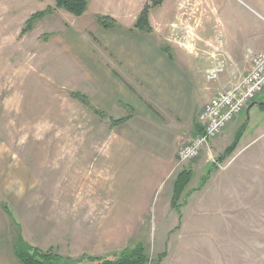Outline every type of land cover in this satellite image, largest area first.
Masks as SVG:
<instances>
[{
	"label": "rangeland",
	"instance_id": "1",
	"mask_svg": "<svg viewBox=\"0 0 264 264\" xmlns=\"http://www.w3.org/2000/svg\"><path fill=\"white\" fill-rule=\"evenodd\" d=\"M137 1L133 5V0H89L87 13L76 16L59 7L57 0H0V198L7 199L13 207L15 214L10 220L14 233L17 232L15 223L19 221L32 241L35 238L43 242L46 238L50 242L48 235H44L45 224L52 225L53 240V234L64 223L68 241L63 256L82 262L107 255L118 259L125 249L130 250L129 253L136 252L137 244H143V254L147 257L144 264H264V144L251 154L240 171L239 165L248 158L247 153L229 168L228 173L238 172L246 181V187L237 193L240 196L225 197L226 203L235 204L218 208L221 195L216 186L220 177L207 178L206 181L211 179V182L204 202L200 206L195 204V209L187 212L184 235L177 245L178 234L165 235V240H161L159 233L164 225L158 224L156 228L151 221L140 231V237L113 247L106 245L111 234L107 235L103 228L107 224V213L101 212L105 204L101 203L102 198H93L92 192L94 189L113 190L114 177L119 180L117 171L113 174L107 170L108 143L124 135L116 129L118 124L114 125L112 119L122 118L131 110L120 101L122 105L118 108L99 109L101 113H98L92 102L94 96L103 86L105 95L99 91L97 97H108L112 95L108 94L110 89L118 90L113 81H124L132 95L142 99L143 105L146 100L153 104L159 96L154 86L156 81H180L174 64L162 60L159 52L143 46V41L130 36V32L150 38L151 42L168 50L171 57L176 38L171 34L179 29L178 22H174L175 12L186 14L191 29L201 40L205 34L203 8L191 0H164L149 11L152 31L139 30L135 27L136 13L151 0L145 4ZM38 12L43 14L24 32L29 20ZM95 13L115 17L118 20V25L113 27L115 30L111 32L98 23ZM166 29L171 31L169 38L161 36V32L157 35V31L163 30L166 35ZM183 30L187 34L188 25ZM111 44L114 48H123L129 61L130 58L143 59L140 69L134 67L141 75L124 65ZM133 48L136 50L131 54ZM251 54L257 53L250 51L245 56L250 65ZM181 58L180 54L178 59L172 60L179 68L190 69L192 65L203 72L204 63L200 58L189 57L188 64ZM238 64L244 66L245 62ZM205 75L207 77V73ZM193 77L190 71V78ZM143 81L153 84L146 85ZM77 92L87 95L89 101L74 97L73 93ZM118 96L133 104L136 102L122 91H118ZM259 100L263 101L264 96ZM108 102L115 99L109 98ZM257 112L254 107L240 146L254 134L264 132V112ZM246 117L247 113L243 112L227 125L224 131L231 126L225 134H229L228 138L230 134L233 136L223 139L222 144L227 141L230 148L240 138L247 126L249 117ZM137 122L140 124L130 134L138 140L132 139L133 148L138 152L145 147L162 155L164 148L167 154L175 144L177 133L166 131L168 125L157 124L156 129L141 114ZM262 138L264 136L257 141ZM217 148L215 146L214 150ZM236 151L237 146L217 162L218 169L228 167ZM215 162L216 159L214 167ZM210 168L204 173H195V186L204 184ZM156 172L157 169L151 170V175ZM14 176L22 181L13 182ZM115 189L122 190L120 185ZM56 237L60 238L59 233ZM51 250L56 252L54 248Z\"/></svg>",
	"mask_w": 264,
	"mask_h": 264
},
{
	"label": "crops",
	"instance_id": "2",
	"mask_svg": "<svg viewBox=\"0 0 264 264\" xmlns=\"http://www.w3.org/2000/svg\"><path fill=\"white\" fill-rule=\"evenodd\" d=\"M140 1H143L145 4L149 0ZM191 1L194 5L198 4L203 8L205 34L202 36L203 39L201 40L191 29L192 25L191 22H188L189 19L186 18V14L182 11L175 12L174 22H178L177 25L179 29L176 33L171 34L176 37L172 45L173 57H171L168 50L151 42L150 38H146L140 33L135 34L130 32V36L139 38L143 41V46L155 52H159L162 60H166L168 64H174V72L179 74L180 81H156L154 86H156L159 96L157 97L156 103L153 104L146 100L147 103L143 105L142 99L138 96L136 99L132 95V92L125 86L126 84L124 81H113L118 90L112 91V89H110L108 94L112 95L106 96L105 98L97 97L99 91L103 96L105 95L103 86L100 87V90H98L92 101L94 105L96 104V108L102 111L118 108L119 105H122L120 101H124L123 106L130 107L131 110V113H125V115L122 116L127 117V120L116 126V129L124 132L122 138L115 139L114 141L116 143L114 145V141L108 143V145H110V158L107 162V170L109 173L113 174L117 171V174L120 175L119 180L116 181L117 177H114L113 190L102 192L94 189V192H92L93 198H102L101 203L105 204L101 212L107 213L105 218L107 224H104L103 228L107 231V235L111 234V239L110 241H106V245L113 247L122 244L124 241L127 243V241L135 239V236L140 237L142 234L140 231L145 229L146 225L151 222L156 228L158 224L164 225L159 233V238L161 240H165V235L167 236L169 234L173 237L178 234L175 239L178 240L176 243L177 245L184 235L183 230L186 228L187 212L192 209L194 210L195 204L200 206V203L204 202V194L211 182L210 179L205 181L200 187L195 186L193 184V176H195V173H204L208 167H211L208 177L210 178L215 175L220 177L216 186L221 195L218 208L222 206L225 207L229 204H235L236 202L226 203L225 197L228 195L235 199L240 196L241 194L237 195V193L242 190V188L244 189L246 187V181L245 179L243 181V178L238 172L236 174L228 173L229 168L240 156L247 153L248 158L241 160V164L239 165L238 171H240L244 167L246 161L248 160L249 162L250 156L264 144L263 138L257 141L264 136V132L257 136L254 134L250 140H247L241 146L239 144L250 123L252 109L256 107L258 112H264V100H259L261 96H264L263 93L257 99V102H263V104L253 106L249 114H247V117H249L246 122L247 126L244 128V132L241 133L240 138L236 139L235 143L238 151L235 152V159L231 161L228 167L224 170L218 169L217 161L230 146V144H226L227 141L224 142V144H222V141L226 137L227 139L232 138L233 134H230V138H228L229 134H225L231 125L225 131L223 130V136L221 135L219 138L216 137L217 139L212 141L209 146L205 147L198 158L186 163H179L177 157L179 148L183 144L189 142L201 131L199 126V115L206 103L212 97L224 91L228 87V82L235 77V75L243 73L250 68V64H247L248 62H246L245 59V56L247 54L249 55L250 51L254 53H264V0ZM132 3L134 5L138 3V1L133 0ZM143 6L138 8L136 19ZM186 25H188L189 28L187 34H185L183 30L186 28ZM167 28H169V26ZM108 30L113 32L115 29L111 27L108 28ZM159 32H161V36L165 38L171 36V31L167 29L166 35L165 30L156 32L157 35L160 36ZM181 33H183V36ZM198 38H200L201 41H199ZM202 41L204 42L202 43ZM170 42H172V37ZM110 46L111 49L123 59L124 65H126L127 68L129 66L131 70L137 71L135 68L140 69L143 65V59L135 58L132 60L130 58L129 61L123 52V48H114L112 44ZM209 46H212V48H209ZM135 50L136 49L133 48L131 54ZM177 53L178 56L181 54V61L183 60L186 64L190 61L189 57L200 58L204 63L203 72L198 70L197 67H192V65L189 66L190 69L179 68L177 64L172 61L175 58L178 59ZM220 61H223L226 66L218 74L216 79H208L205 75L206 71L219 65ZM240 62H245V65H239L238 63ZM190 71L193 72L194 77L192 79L190 78ZM137 72L140 74L139 71ZM143 83L146 85L153 84L152 82L149 83V81H143ZM133 90H135V88ZM118 91H122L129 97L132 96V101L135 100L136 102L133 104V102L128 101V99L125 100L118 96ZM109 98H114L115 102L107 103ZM136 105H138L139 108H137ZM244 112L247 113V110ZM140 114L151 124L153 123L156 129H158L157 124H159L161 127L163 125H168V130L166 129L168 132H173V130H175V133H177L176 142L167 154H165L166 149L164 148L162 155L151 152L149 148L146 149L145 147L140 152L133 148L135 145L133 140H138L132 137L130 132L135 130L140 124L137 122ZM260 118L261 116L259 115L257 120ZM166 119L168 122H166ZM238 131L239 130H237V132ZM215 146L218 147L217 150H214ZM144 154L146 155L144 156ZM215 159L216 165L214 167L212 164H214L213 162ZM212 166L214 168H212ZM155 169H157V172L151 175V170L155 172ZM184 169L191 170L192 175L190 182L183 192L186 200H180V207L178 210L173 206L174 185L178 174ZM12 181L17 183L22 180H20V177L14 176ZM117 185H120L122 190L117 191L115 189ZM1 198L0 264H21L15 252V246L21 236L32 246L42 250L54 248L59 254H66L63 249L67 247L68 233H66L64 223L60 224V229L53 234V237L55 236L53 240L51 239L52 225L50 226L46 223L44 235L45 237L48 235V240L50 242H47L46 238L43 242H38L32 237L34 242L27 236L26 230L19 221L15 223L17 232L14 233V227L10 220L12 218L11 216L15 214L12 209L13 207H11L7 199ZM171 220L172 224L169 225ZM58 233L60 238L56 237ZM106 234L105 236H107ZM171 237L168 240H170ZM209 239L210 238L207 240ZM167 249L169 252L171 251V248ZM106 258L114 259L115 257L107 255Z\"/></svg>",
	"mask_w": 264,
	"mask_h": 264
},
{
	"label": "built area",
	"instance_id": "3",
	"mask_svg": "<svg viewBox=\"0 0 264 264\" xmlns=\"http://www.w3.org/2000/svg\"><path fill=\"white\" fill-rule=\"evenodd\" d=\"M251 65L244 75L233 77L228 87L212 97L199 115L200 133L178 151L179 163L200 156L211 140L218 137L227 125L242 114L264 93V53L251 54ZM224 62L207 70L208 79H216Z\"/></svg>",
	"mask_w": 264,
	"mask_h": 264
},
{
	"label": "trees",
	"instance_id": "4",
	"mask_svg": "<svg viewBox=\"0 0 264 264\" xmlns=\"http://www.w3.org/2000/svg\"><path fill=\"white\" fill-rule=\"evenodd\" d=\"M164 0H151L146 3L141 13L138 15L135 27L139 30L151 32L152 26L150 25L149 11L152 7L162 4ZM57 5L59 7H64L69 12L76 16L83 15L89 7V0H57ZM43 13L38 12L32 16L28 22V27L24 29L29 30L33 27V21L40 17ZM96 20L106 29L118 25V20L111 16L105 14H97ZM74 97L83 99L84 102L89 101L87 95L81 93H73ZM98 113H101L99 109H95ZM113 124H121L127 117H122L119 119H112ZM236 147L234 143L230 148H228L224 155H222L219 160L226 158L232 150ZM192 171L188 169L182 170L175 181L174 185V194H173V206L179 210L180 200H184L183 192L191 180ZM208 176L204 179L203 182L207 180ZM136 252L129 253L130 250L125 249L123 254H121L118 259H109L101 257H91V262H82L73 260L70 257H65L60 255L53 250H42L38 247L28 244L24 238L21 236L19 241L15 246V252L19 258L21 264H144L147 261V257L144 255V246L143 244H137ZM144 253V254H143Z\"/></svg>",
	"mask_w": 264,
	"mask_h": 264
},
{
	"label": "water",
	"instance_id": "5",
	"mask_svg": "<svg viewBox=\"0 0 264 264\" xmlns=\"http://www.w3.org/2000/svg\"><path fill=\"white\" fill-rule=\"evenodd\" d=\"M263 104V102H257V101H254L253 103H251L250 105H249V107L247 108V114H249V112H250V109L253 107V106H255V105H262ZM220 160L218 159V161L217 162H219Z\"/></svg>",
	"mask_w": 264,
	"mask_h": 264
},
{
	"label": "bare ground",
	"instance_id": "6",
	"mask_svg": "<svg viewBox=\"0 0 264 264\" xmlns=\"http://www.w3.org/2000/svg\"><path fill=\"white\" fill-rule=\"evenodd\" d=\"M196 123V122H195Z\"/></svg>",
	"mask_w": 264,
	"mask_h": 264
}]
</instances>
